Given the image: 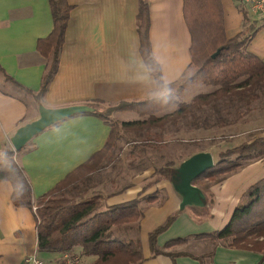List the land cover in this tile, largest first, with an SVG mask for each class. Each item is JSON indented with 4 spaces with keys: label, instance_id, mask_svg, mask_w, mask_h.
Returning <instances> with one entry per match:
<instances>
[{
    "label": "crops",
    "instance_id": "obj_1",
    "mask_svg": "<svg viewBox=\"0 0 264 264\" xmlns=\"http://www.w3.org/2000/svg\"><path fill=\"white\" fill-rule=\"evenodd\" d=\"M67 1L72 8L58 69L41 104L58 107L93 98L116 103L123 99H143L156 95L158 91L154 78L139 50L136 24L139 0ZM147 1L152 53L160 64L163 80L169 86L178 80L191 59V38L184 18L183 0ZM221 1L225 33L231 37L243 27L242 12L237 0ZM52 26L48 0H0V151L4 147L14 150L16 161L22 165L31 183L33 199L48 191L70 170L100 149L110 130L100 117L80 113L37 133L31 139L34 147L30 150H15L12 146L10 138L16 129L39 115V105L32 93L39 89L46 59L36 45L38 38L47 35ZM247 47L264 60V22ZM5 73L12 79L6 77ZM120 111H114L113 115ZM120 119L130 120L126 116ZM161 134V131L155 133V139L146 138L148 142H155L154 146L150 143L145 150L142 149V157L147 160L149 149L157 148L158 160L163 161L159 166L178 164L181 160L179 149L168 148L167 144L170 143L166 144L177 139L162 138ZM163 147V151H159ZM199 150H210L216 159L214 148L195 149L192 152ZM263 158L211 183L208 190L199 185L205 191L206 198L207 191L213 196V203H206L201 209L192 206L179 209L180 198L172 190V178L158 175L156 180L152 179L153 185L143 191L140 184L142 180L152 177V163L140 173L138 179L133 177L121 188L111 186L101 200L106 198L105 204L109 205L143 198L155 189L165 192L164 198L161 195L151 201L143 199L146 207L137 225L144 234V264H174L167 255L150 256L148 232L175 212L177 215L173 222L157 237L159 245L176 236L222 228L243 191L264 175ZM11 193V182L0 180V264H22L28 254H37L45 264H66V255L77 257V264H91L95 256L83 254L81 246H76L70 253L39 251L34 210L28 206H15ZM158 198H163L161 203H157ZM176 249L182 248L179 245ZM213 262L264 264V259L258 251L218 245ZM175 263L200 264L197 259L184 255L176 257Z\"/></svg>",
    "mask_w": 264,
    "mask_h": 264
},
{
    "label": "trees",
    "instance_id": "obj_2",
    "mask_svg": "<svg viewBox=\"0 0 264 264\" xmlns=\"http://www.w3.org/2000/svg\"><path fill=\"white\" fill-rule=\"evenodd\" d=\"M48 1L53 26L47 35L38 38L36 45L46 63L39 89L35 92L31 90L38 105L41 104L42 97L58 69L72 8L67 0ZM238 8L242 12L243 28L234 36L228 37L224 28L221 0H183L184 18L191 38V59L177 80L180 81L177 90L197 81L214 88L195 94L190 101H178L174 92L167 90L168 84L163 80L160 64L152 53L148 1L139 0L136 16L139 50L154 78L158 93L143 99H123L114 104H106L105 100L99 98L83 101L82 103L90 105L91 109L75 114L88 113L100 117L109 125L108 137L100 149L36 199H33L32 186L24 168L14 157V150L4 147L0 151V180L11 182L12 203L15 206L31 208L36 205L34 216L39 251L68 253L76 246H81L83 254L95 256L91 264H144L145 257L139 238L117 236L113 233V227L138 228L137 221L143 213L140 201L154 200L157 194L151 193L143 198H133L106 206L101 205L100 193L79 199L72 194L83 190L84 184L93 174L110 161L124 132H138L163 126L169 119L176 121L185 118L187 114L197 116L199 110L205 115L202 116V121L195 123V127L207 128V107L215 114L216 123L224 126L227 121L221 110L225 106L235 102L243 103L248 108L254 99L264 94V60L247 47L264 20L258 23V18H252L246 6L240 2ZM218 49V53L213 57L212 54ZM5 76L12 79L6 73ZM173 106L175 107L170 110ZM119 110L134 111L139 117L130 120L117 119L113 113ZM199 117H195L196 121ZM146 141L148 142L147 139ZM33 147L30 139L19 150H30ZM192 153L194 152L188 155ZM188 155L181 157V160ZM263 157L264 135L249 138L225 150H219L214 165L195 178L193 183L208 187L210 183L218 182L246 164ZM176 165L167 163L158 166L156 171L160 177L172 178ZM203 179H209L211 182L204 186L201 183ZM207 193L206 203L211 204L213 196L211 192ZM176 215V212L168 215L162 223L148 232L151 257L167 255L176 264V257L184 255L197 259L200 264H214L216 247L224 245L261 252L264 259V175L243 191L229 220L222 228L176 236L159 245L158 235L170 226ZM190 239L201 240L199 252L172 249L173 246L188 243Z\"/></svg>",
    "mask_w": 264,
    "mask_h": 264
},
{
    "label": "rangeland",
    "instance_id": "obj_3",
    "mask_svg": "<svg viewBox=\"0 0 264 264\" xmlns=\"http://www.w3.org/2000/svg\"><path fill=\"white\" fill-rule=\"evenodd\" d=\"M250 16L253 18L254 15L252 16L250 14ZM263 17L264 16L258 17V23L264 20ZM179 82L180 81H176L174 84L167 86V90L174 92L178 101H190L195 94L206 92L214 88L212 85L197 81L180 90H177ZM105 103L108 104L106 101ZM234 103L232 105L225 106L224 109L221 110V114L227 121L224 123V126L216 123L215 114L212 112L210 107H207V128L195 127V123L202 121V116L205 115L203 114L204 112L199 110L197 111V116H200L198 121H196L195 118L197 116L187 114L185 118H180L176 121L169 119L163 126L151 127L138 132H124L118 141V145L115 148L110 161L99 171V173H97V175H95L96 173L93 174V177L84 184L83 190L72 195L79 199L85 196L100 193L101 205L106 206V198H102L101 200V196L106 194L111 186L115 188H121L122 186L127 185L133 179V177L138 179L140 173L146 169L149 163L153 164V172L150 174L152 177L149 176L148 179L142 180L140 186L142 187L143 191H145L147 187H151L153 185L152 179L156 180V177L158 176L156 169L160 164H162L163 161L158 160L157 148L149 149L150 153L147 157V160L142 157L143 154L141 151H143L142 149L149 146L148 144L150 143V145L154 146L155 141L153 140V142H147L146 138L148 137V139H155L157 136L154 134L160 131L162 132V138L165 137L167 139H177L174 142L167 141L166 144L170 143L167 144L168 148L172 149L173 147L174 149H179L181 153L179 154L180 157L188 155L195 149L208 147L214 148L215 153H217L219 150H225L249 138L264 135V94L259 98L254 99L248 108H246L243 103H235L234 107ZM174 107L175 106L171 107L170 110ZM228 110L229 112H227ZM115 115L113 116L117 119H120L122 116H126V119H134L137 117L136 112L125 110H122ZM199 125L202 126L200 123ZM163 149L164 147L159 151L162 152ZM209 181L211 182L209 179H203L201 183L205 186ZM210 185L211 183L209 186ZM208 187L205 186L207 190ZM151 193L157 194V197L161 195L163 197V193L165 194V192H163L161 189L152 190L147 194ZM147 194H145V196ZM162 199L158 198L157 203H161ZM140 206L142 210H144L146 207V202L141 200ZM113 233L117 236L125 238L137 237L139 238L141 247L143 248L144 234L141 230H139V228H124L122 226H114ZM201 245V240L190 239L188 243L180 244V247L182 249L199 252L201 250ZM176 246H173L172 249H176ZM65 258L66 264H77V257L74 258V256L66 255Z\"/></svg>",
    "mask_w": 264,
    "mask_h": 264
},
{
    "label": "water",
    "instance_id": "obj_4",
    "mask_svg": "<svg viewBox=\"0 0 264 264\" xmlns=\"http://www.w3.org/2000/svg\"><path fill=\"white\" fill-rule=\"evenodd\" d=\"M218 51L219 49L212 56L214 57ZM90 109L91 106L85 103H72L58 107L39 104V115L19 126L11 136L10 142L14 149L18 150L37 133L54 122ZM214 163V157L210 150H199L188 155L176 165L175 174L171 179V186L180 198L179 209H183L185 206L201 209L206 206L205 191L193 181L211 168Z\"/></svg>",
    "mask_w": 264,
    "mask_h": 264
},
{
    "label": "built area",
    "instance_id": "obj_5",
    "mask_svg": "<svg viewBox=\"0 0 264 264\" xmlns=\"http://www.w3.org/2000/svg\"><path fill=\"white\" fill-rule=\"evenodd\" d=\"M238 2L244 4L248 10V13L255 18L264 16V0H237ZM33 210L36 209L34 204ZM22 264H45L42 257L37 254H28L24 257Z\"/></svg>",
    "mask_w": 264,
    "mask_h": 264
}]
</instances>
